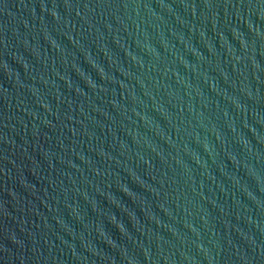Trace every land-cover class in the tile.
Listing matches in <instances>:
<instances>
[{
  "label": "water",
  "instance_id": "water-1",
  "mask_svg": "<svg viewBox=\"0 0 264 264\" xmlns=\"http://www.w3.org/2000/svg\"><path fill=\"white\" fill-rule=\"evenodd\" d=\"M0 264H264V0H0Z\"/></svg>",
  "mask_w": 264,
  "mask_h": 264
}]
</instances>
